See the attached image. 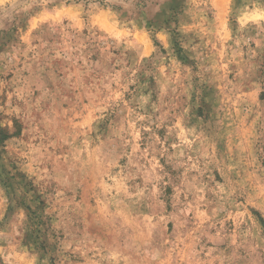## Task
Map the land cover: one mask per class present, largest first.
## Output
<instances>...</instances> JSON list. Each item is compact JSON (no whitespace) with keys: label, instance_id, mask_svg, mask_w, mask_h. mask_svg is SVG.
Returning a JSON list of instances; mask_svg holds the SVG:
<instances>
[{"label":"rangeland","instance_id":"rangeland-1","mask_svg":"<svg viewBox=\"0 0 264 264\" xmlns=\"http://www.w3.org/2000/svg\"><path fill=\"white\" fill-rule=\"evenodd\" d=\"M0 264H264V0H0Z\"/></svg>","mask_w":264,"mask_h":264}]
</instances>
